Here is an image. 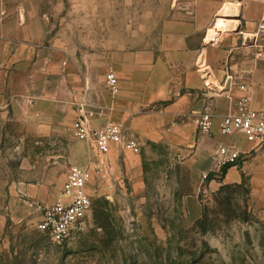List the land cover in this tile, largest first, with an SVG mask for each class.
I'll use <instances>...</instances> for the list:
<instances>
[{"label":"rangeland","instance_id":"1","mask_svg":"<svg viewBox=\"0 0 264 264\" xmlns=\"http://www.w3.org/2000/svg\"><path fill=\"white\" fill-rule=\"evenodd\" d=\"M24 1L38 6L48 47L72 62L156 44L188 0ZM35 134L32 124L0 122V264H264L262 167L251 182L200 191L193 220L185 206L192 173L167 146L142 145L105 175L101 158L66 129ZM72 165L90 170L91 209L81 230L54 244L36 225Z\"/></svg>","mask_w":264,"mask_h":264},{"label":"crops","instance_id":"2","mask_svg":"<svg viewBox=\"0 0 264 264\" xmlns=\"http://www.w3.org/2000/svg\"><path fill=\"white\" fill-rule=\"evenodd\" d=\"M37 7L0 0V122L32 124L35 137L46 139L64 129L72 135V123L83 117L92 128L121 125L139 147L167 146L192 173L185 206L193 220L201 215L200 191L251 182L263 168L264 149L242 133L221 136L218 123L244 98L251 109L264 107V32L257 30L264 0H188L165 22L156 44L116 50L104 61L90 54L72 62L48 47ZM109 73L115 94L106 84ZM203 114L211 119L208 134L197 130ZM218 145L232 146L240 158L203 184ZM134 155L112 145L103 157L105 175L119 156Z\"/></svg>","mask_w":264,"mask_h":264},{"label":"built area","instance_id":"3","mask_svg":"<svg viewBox=\"0 0 264 264\" xmlns=\"http://www.w3.org/2000/svg\"><path fill=\"white\" fill-rule=\"evenodd\" d=\"M257 30L264 32V21L257 25ZM209 43L215 44V39L211 38ZM105 80L111 93L115 94L117 84L113 74H106ZM210 128L211 119L209 115L203 114L197 120V130L202 134H208ZM71 130L74 139L89 144L96 157L101 158L96 169L104 174L106 167L103 157L109 153L112 145L135 155L140 152L136 139L128 136L119 124L109 123L92 128L83 117H79L72 123ZM218 131L221 136L242 133L247 142L255 143L257 148L264 149V107L254 110L249 107L247 98L238 101L234 111L220 119ZM239 158L240 154L232 146L218 145L212 156V169L202 174V181L210 176L214 179L220 178L222 170L235 165ZM91 177L88 168L70 166L58 197L52 204L43 208L36 229L47 236L52 243L61 244L74 232L82 229L84 220L91 209V199L87 192Z\"/></svg>","mask_w":264,"mask_h":264},{"label":"trees","instance_id":"4","mask_svg":"<svg viewBox=\"0 0 264 264\" xmlns=\"http://www.w3.org/2000/svg\"><path fill=\"white\" fill-rule=\"evenodd\" d=\"M225 169H226V168H225ZM225 169L222 170V174L224 173ZM225 188H226V187H223V186L220 187L219 192H221V190H223V189H225Z\"/></svg>","mask_w":264,"mask_h":264}]
</instances>
